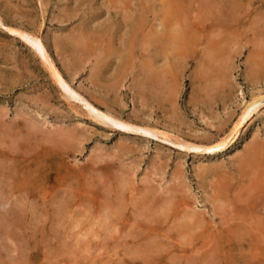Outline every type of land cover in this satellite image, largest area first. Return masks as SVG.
<instances>
[{"label":"rangeland","instance_id":"1","mask_svg":"<svg viewBox=\"0 0 264 264\" xmlns=\"http://www.w3.org/2000/svg\"><path fill=\"white\" fill-rule=\"evenodd\" d=\"M0 71V264H264V0H0Z\"/></svg>","mask_w":264,"mask_h":264},{"label":"bare ground","instance_id":"2","mask_svg":"<svg viewBox=\"0 0 264 264\" xmlns=\"http://www.w3.org/2000/svg\"><path fill=\"white\" fill-rule=\"evenodd\" d=\"M108 4H109V3H108ZM114 9H115V8H114ZM117 9H118V8H117ZM133 10H134V9H133ZM128 13H129V12H128ZM125 14H127V13H125ZM89 17H90V16H89ZM129 17H130V16H129ZM92 18H93V17H92ZM92 18H91V19H92ZM93 19H94V18H93ZM93 19H92V21H93ZM87 20H88V19H87ZM89 20H90V19H89ZM85 21H86V20H85ZM85 21H84V22H85ZM90 22H91V20H90ZM90 22H89V23H90ZM138 22H139V21H138ZM90 24H91V23H90ZM126 24H127V23H126ZM180 24H181V23H180ZM84 25H85V24H84ZM84 25H83V27H84ZM88 25H89V24H88ZM135 25H136V24H135ZM86 26H87V25H85V28H86ZM100 26H101V25H100ZM100 26H99V27H100ZM4 27H5L8 31L15 32V33H18V34H20V35L23 34V32L20 31V30H18V29H14V28H11V27H8V26H4ZM102 27H103V26H102ZM117 27H118V26H117ZM138 27H139V26H138ZM87 28H88V26H87ZM90 28H91V27H90ZM133 28H134V27H133ZM81 30H82V29H80L79 31H81ZM83 30H84V28H83ZM73 31H74V30H73ZM85 31H86V29H85ZM87 31H88V32H92V30H90V31L87 30ZM102 31H103V30H102ZM102 31H101V32H102ZM105 31H106V30L104 29V33H105ZM107 31H109V29H107ZM124 31H125V30H123V32H124ZM130 31H131V30H130ZM134 31H135V29H134ZM134 31H133V32H134ZM169 31H170V30H169ZM88 32H87V33H88ZM112 32H113V31H112ZM136 32H137V30H136ZM79 33H80V32H79ZM82 33H83V32H82ZM107 33H110V31L107 32ZM114 33H115V32H114ZM119 33H120V32H119ZM130 33L132 34V32H130ZM176 33L178 34L179 32H176ZM182 33H184V32H182ZM182 33H179V34H182ZM80 34H81V33H80ZM80 34H79V35H80ZM110 34H111V33H110ZM110 34H109V35H110ZM121 34H122V33H121ZM134 34H135V33L132 34V38H133V39H134V36H133ZM173 34H175V32H173ZM177 34L175 35L174 38H176V37L178 38V36H179V39L182 38V36H181V37H180V35L177 36ZM81 35H82V34H81ZM81 35H80V36H81ZM86 35H88V34H86ZM98 35H99V34H98ZM102 35H103V34H102ZM102 35H101V36H102ZM105 35H106V33H105ZM115 36H116V35H115ZM120 36H121V35H119V37H120ZM150 36H151V35H150ZM171 36H172V35H171ZM183 36H185L184 38L186 39V37H187L186 34L183 35ZM104 37H105V36H104ZM117 37H118V36H117ZM122 37H123V36H122ZM141 37H143V36H141ZM144 37H145V36H144ZM159 37H160V36H159ZM168 37H169V36H168ZM80 38H81V39H80ZM80 38H78V40H77V41H78V44H77V46H76V49L78 50V52H79V50H80V51L82 52V55H84V54H86V53L84 52V50H85V47L88 46V44H87L88 42H86L87 40H86L85 42H83L84 40L82 41V37H80ZM106 38H107V37H106ZM128 38H130V37L128 36ZM137 38H139V37H137ZM145 38L147 39V37H145ZM172 38H173V37H172ZM172 38H171V40H172V42L174 43V41H176L177 39L174 40V39H172ZM187 38H188V37H187ZM39 39H40V36L37 35V33H35V38H34V40H35L36 42L39 43ZM79 39H80V40H79ZM104 39H105V38H104ZM108 39H109V38H108ZM133 39H132V40H133ZM139 39H140V38H139ZM142 39H144V38H142ZM146 39H144V40H146ZM169 39H170V38H169ZM182 39H183V38H182ZM185 39H183V40H185ZM109 40H110V39H109ZM111 40H112V37H111ZM111 40H110V41H111ZM119 40H120V39H119ZM140 40H141V39H140ZM144 40H143V41H144ZM173 40H174V41H173ZM187 40H188V39H186V41H187ZM68 41H69V40H68ZM68 41H66V42H68ZM77 41H76V42H77ZM120 41H121V40H120ZM128 41H129V44H130V43H131V42H130V39L127 40V42H128ZM146 41H147V40H146ZM180 41H181V39H180ZM64 42H65V41H64ZM66 42H65V43H66ZM118 42H119V41H118ZM176 42H177V44L179 45V40L176 41ZM61 43H63V42L61 41ZM73 43H74V42H73ZM140 43H141V42H140ZM143 43H145V42H143ZM58 44H59V43H58ZM63 44H64V43H63ZM107 44H108V43H107ZM120 44H121V43H120ZM184 44H185V41H184ZM39 45L42 46L40 43H39ZM59 45H60V44H59ZM61 45H62V44H61ZM61 45H60V47H61ZM65 45H67V44H65ZM71 45H72V44H71ZM74 45H76V43H74V44H73V47H71V48H74ZM180 45H182V44H180ZM89 46H90V45H89ZM89 46H88V48H89ZM108 46H110V44H108ZM183 46H184V45H183ZM63 47H64V50L69 49V46H68V48H67V47H65V46L63 45ZM106 47H107V45H106ZM177 47H178V48H182L181 46H180V47L177 46ZM61 48H62V47H61ZM65 48H67V49H65ZM88 48H86V49H88ZM107 48H108V47H107ZM110 48H111V46H110ZM174 48H175V46H174ZM62 49H63V48H62ZM76 49H75V50H76ZM89 49H91V48H89ZM89 49H88V50H89ZM69 50L72 52L73 49H72V50L69 49ZM100 50H101V49H100ZM109 50H112V51H113V49H108V50L105 49L104 51H107V52H108ZM89 51H90V50H89ZM93 51H94V50H93ZM112 51H111V52H112ZM144 51H145V50H144ZM43 52H44V51H43ZM68 52H69V51H68ZM68 52H67V53H68ZM86 52H87V51H86ZM96 52H97V51H96ZM101 52H102V51H101ZM44 53H45V52H44ZM74 53H75V52H74ZM83 53H84V54H83ZM103 53H104V52H103ZM108 53H109V52H108ZM45 54H46V53H45ZM76 54H77V53H76ZM80 54H81V53H80ZM80 54L78 53V55H80ZM91 54H92V53H91ZM104 54H105V53H104ZM106 54H107V53H106ZM71 55H72V54H71ZM78 55H76V56H78ZM107 55H108V54H107ZM69 56H70V55H69ZM103 56H104V55H103ZM103 56L101 55V57H102L101 59H103ZM85 57H86V56H85ZM96 57H97V56H96ZM109 57H110V56H109ZM70 58H72V56H71ZM66 59H67V58H66ZM72 59H74V58H72ZM75 60H76V59H75ZM47 61H48V60H47ZM149 61H150V60H149ZM73 62H74V61H72V63H73ZM75 62H76V61H75ZM97 62H98V61H97ZM106 62H107V60H106ZM106 62H105V63H106ZM101 63H102V61L100 60V64H101ZM166 63H167V62H166ZM49 64H50V63H48V66H50ZM51 64H52V63H51ZM74 64H75V63H74ZM70 66H71V65H70ZM102 66H104V61H103ZM102 66H100L99 69H101ZM75 67H76V66H75ZM50 68H51V67H50ZM2 71H3V69H2ZM2 71H0V74L2 73ZM97 72H98V71H97ZM52 73H53L52 75H53L56 79H58V81H59V80H60V79H59L60 76L58 75V73L56 72V70H55L54 68H52ZM152 73H153V72L151 71V75L154 74V73H153V74H152ZM220 73H221V72H220ZM221 74H222V73H221ZM155 75H156V77L158 76L157 78H161V77L163 78V76H161V75H159V74H158V75L155 74ZM159 76H161V77H159ZM145 77H148V76L145 75ZM151 77H152V76L149 77L150 80L148 79V81L151 82V80H152V81H153L154 79L157 80V78H152V79H151ZM143 78H144V77H143ZM146 79H147V78H146ZM163 79H164V78H163ZM157 81H158V80H157ZM157 81H156V84H157ZM153 82H155V81H153ZM161 82H162V80H161ZM161 82L159 81L160 84H161ZM162 84H163V82H162ZM165 85H166V84H165ZM165 85H164V86H165ZM171 85H172V84H171ZM159 86H160V85H159ZM158 88H161V87H158ZM163 88H164V87H163ZM154 93H155V92H154ZM163 95H164V94H163ZM72 97H73L74 99H76V98H81V97H79L74 91H72ZM246 108H248V107H246ZM105 117L110 118L108 115H105ZM9 128H10V127H9ZM10 131H11V130H10ZM31 137H32V136H31ZM52 146H53V145H52ZM17 148H18V147H17ZM52 154H53V153H52ZM255 154H257V153H255ZM43 155H44V154H43ZM256 156H257V155H256ZM39 158H40V157H39ZM45 158H46V157H45ZM45 158H44V160H46ZM248 158L251 159V158H252V154H249V155H248ZM40 159H41V158H40ZM27 160H28V159H27ZM27 160H26V161H27ZM41 160H43V157H42ZM1 161H2V160H1ZM19 161H21V159H20ZM28 161H29V160H28ZM36 161H37V160H36ZM36 161H35V162H36ZM35 162H34V163H35ZM251 162H252V161H251ZM21 163H22V162H21ZM44 163H45V162H44ZM242 163H243V162H242ZM248 163H250V162L248 161ZM29 164H30V163H29ZM257 165H258V164H257ZM240 166H241V165H240ZM19 167H20V166H19ZM251 167H252V166H251ZM22 168H23V167H22ZM20 169H21V168H20ZM250 169L252 170V168H250ZM25 170H26V168H25ZM23 171H24V170H23ZM24 172H26V171H24ZM32 173H33V172H32ZM25 181H26V180H25ZM213 181H214V180H213ZM22 182H23V181H22ZM30 183H31V182H30ZM30 183H29V184H30ZM226 184H227V183H226ZM46 186H47V185H46ZM216 186H217V185H216ZM64 187H65V186H64ZM65 188H66V187H65ZM72 188H73V187H72ZM25 190H26V189H25ZM45 190H46V189H45ZM48 190H50V189L48 188ZM62 191H63V190H62ZM61 193H62V192H61ZM49 194H50V193H49ZM70 195H71V194H70ZM118 200H119V199H118ZM114 207H115V206H114ZM114 207H113V208H114ZM132 208H133V207H132ZM9 216H10V215H9ZM105 220H106V219H105ZM101 221H102V220H101ZM104 224H105V223H104ZM130 224H131V223H130ZM191 227H192V226H191ZM111 229H112V228H111ZM116 229H117V228H116ZM151 243H152V242H151ZM152 244H153V243H152ZM23 245H24V244H23ZM148 246H149V245H148ZM151 253H153V252H151ZM196 253H197V252H196ZM186 260H187V259H186ZM178 262H179V261H178Z\"/></svg>","mask_w":264,"mask_h":264},{"label":"snow or ice","instance_id":"3","mask_svg":"<svg viewBox=\"0 0 264 264\" xmlns=\"http://www.w3.org/2000/svg\"><path fill=\"white\" fill-rule=\"evenodd\" d=\"M17 35H19L18 33H17ZM21 39H24V37H21ZM119 126V125H118ZM209 151H211V149H209Z\"/></svg>","mask_w":264,"mask_h":264}]
</instances>
